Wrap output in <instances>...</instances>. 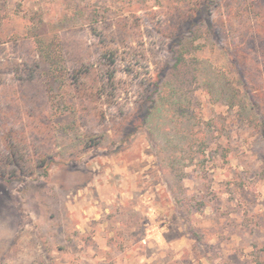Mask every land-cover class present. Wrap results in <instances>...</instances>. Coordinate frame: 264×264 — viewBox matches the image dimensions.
<instances>
[{
	"label": "rangeland",
	"instance_id": "374dc122",
	"mask_svg": "<svg viewBox=\"0 0 264 264\" xmlns=\"http://www.w3.org/2000/svg\"><path fill=\"white\" fill-rule=\"evenodd\" d=\"M207 3L195 55L258 116L195 84L175 196L147 107ZM0 264H264V0H0Z\"/></svg>",
	"mask_w": 264,
	"mask_h": 264
},
{
	"label": "trees",
	"instance_id": "16d2710c",
	"mask_svg": "<svg viewBox=\"0 0 264 264\" xmlns=\"http://www.w3.org/2000/svg\"><path fill=\"white\" fill-rule=\"evenodd\" d=\"M211 3H207L205 8L202 7V9L190 13L192 16V24L185 34L180 35L178 40L174 39L171 47L174 61L169 66V70L161 82L156 84L155 92L157 94L151 98L150 105L147 107L146 116L148 119L156 111L162 110L170 120V141L172 144H175V149L167 167L170 176L174 178L175 183H171L170 186L171 192L175 196L180 195L179 189H181L180 182L183 169L180 164L184 160L191 158V154L197 150L196 145L199 148L204 142V139H202V142L199 140L197 137L198 131L195 132L192 127L186 133L181 132L179 128L183 126L181 125L183 119L187 120L185 122L186 124L191 121V117L188 116L190 109L187 97L190 95V91L193 90L195 84L200 86L205 85L209 90H213V87L214 89L216 88L220 91L218 92L219 96L224 99L229 107L239 106L241 112L248 109L250 112V116L248 117L250 122L256 120L258 116V110H255L256 103L253 102V104L248 106V103H250L248 102L250 92L240 88V79L237 81L238 85H236L232 79L220 72L219 69L207 62L205 64L204 60L203 63L195 55L201 46V43H197L198 38L204 35L209 40L218 32L213 21L210 19ZM39 44L48 62L52 66L57 67L59 65L60 55L57 53L54 45L52 43H46L43 39H39ZM172 132H174V135ZM179 137H182L180 139L183 143L182 145L178 144Z\"/></svg>",
	"mask_w": 264,
	"mask_h": 264
}]
</instances>
